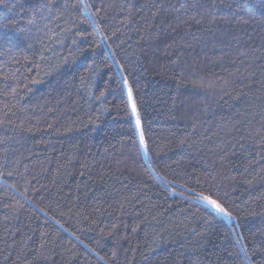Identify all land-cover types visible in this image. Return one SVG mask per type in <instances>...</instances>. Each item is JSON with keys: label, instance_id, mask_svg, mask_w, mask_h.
<instances>
[{"label": "trees", "instance_id": "obj_1", "mask_svg": "<svg viewBox=\"0 0 264 264\" xmlns=\"http://www.w3.org/2000/svg\"><path fill=\"white\" fill-rule=\"evenodd\" d=\"M0 264H264V0H0Z\"/></svg>", "mask_w": 264, "mask_h": 264}, {"label": "snow or ice", "instance_id": "obj_2", "mask_svg": "<svg viewBox=\"0 0 264 264\" xmlns=\"http://www.w3.org/2000/svg\"><path fill=\"white\" fill-rule=\"evenodd\" d=\"M85 7H87V5H85ZM129 99H131V89H129ZM132 111L135 114L136 113V107H135V103H133L132 105ZM136 124L137 126L140 125V119L139 116L137 115L136 118ZM141 144L144 143V139H143V135L141 134V140H140ZM199 200L203 201L204 203H206L214 212L217 216H221V217H226L229 218L231 220H233V222H235V218L232 216V213L229 212L222 203L218 202L215 199H212L211 195H207V196H199L198 197ZM245 256H247V251L245 250Z\"/></svg>", "mask_w": 264, "mask_h": 264}, {"label": "rangeland", "instance_id": "obj_3", "mask_svg": "<svg viewBox=\"0 0 264 264\" xmlns=\"http://www.w3.org/2000/svg\"><path fill=\"white\" fill-rule=\"evenodd\" d=\"M129 96V95H128ZM129 102H130V105H131V108H132V100L131 99H129ZM133 112V111H132ZM223 219H225L227 222H231V219H229V218H226V217H222Z\"/></svg>", "mask_w": 264, "mask_h": 264}]
</instances>
